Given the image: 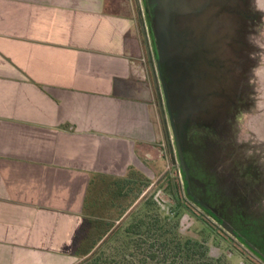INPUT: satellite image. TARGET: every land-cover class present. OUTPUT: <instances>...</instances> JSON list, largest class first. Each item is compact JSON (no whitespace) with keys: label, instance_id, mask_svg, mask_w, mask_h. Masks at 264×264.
Returning <instances> with one entry per match:
<instances>
[{"label":"crops","instance_id":"crops-1","mask_svg":"<svg viewBox=\"0 0 264 264\" xmlns=\"http://www.w3.org/2000/svg\"><path fill=\"white\" fill-rule=\"evenodd\" d=\"M148 50L139 0H0V264H76L86 204L150 180L168 137Z\"/></svg>","mask_w":264,"mask_h":264},{"label":"water","instance_id":"water-1","mask_svg":"<svg viewBox=\"0 0 264 264\" xmlns=\"http://www.w3.org/2000/svg\"><path fill=\"white\" fill-rule=\"evenodd\" d=\"M139 4L168 143L185 181L205 187L188 176L184 156L196 152L220 193L248 195L264 171V0ZM195 133L216 144L199 150Z\"/></svg>","mask_w":264,"mask_h":264},{"label":"trees","instance_id":"trees-1","mask_svg":"<svg viewBox=\"0 0 264 264\" xmlns=\"http://www.w3.org/2000/svg\"><path fill=\"white\" fill-rule=\"evenodd\" d=\"M174 205L166 213L154 192L156 184L130 173L99 194L101 209L84 208L74 240L76 264H222L209 255L206 241L179 232V218L188 208L182 184L171 180ZM160 185V184H159Z\"/></svg>","mask_w":264,"mask_h":264},{"label":"flooded vegetation","instance_id":"flooded-vegetation-1","mask_svg":"<svg viewBox=\"0 0 264 264\" xmlns=\"http://www.w3.org/2000/svg\"><path fill=\"white\" fill-rule=\"evenodd\" d=\"M213 140L206 133H195L192 136L193 145L199 150L207 148ZM214 142L216 144V140ZM184 159L189 179L205 185L203 188L193 181L188 185L179 167L184 197L206 213L203 206L213 211L220 223L251 251L260 264H264V171L256 175L255 184L259 186L253 188L248 195H243L240 191L236 195H227L219 192L217 176L205 164H201L196 152L185 155ZM177 164H180L178 157Z\"/></svg>","mask_w":264,"mask_h":264},{"label":"rangeland","instance_id":"rangeland-1","mask_svg":"<svg viewBox=\"0 0 264 264\" xmlns=\"http://www.w3.org/2000/svg\"><path fill=\"white\" fill-rule=\"evenodd\" d=\"M164 119L167 120L166 116ZM262 123L264 128V117ZM170 144L169 146L165 139L159 143L157 146V168L155 171L147 170V174L151 177L150 181L156 184L153 187L155 189L150 190L149 194L154 192L163 213H166L174 205L171 180L177 178L180 182L182 179L174 145L172 142ZM153 175L155 176L152 177ZM184 204L188 208L179 218L180 233L189 238L206 241L209 247V255L213 258H220L222 264H260L251 251L217 220L210 217L202 209L192 205L186 198Z\"/></svg>","mask_w":264,"mask_h":264}]
</instances>
